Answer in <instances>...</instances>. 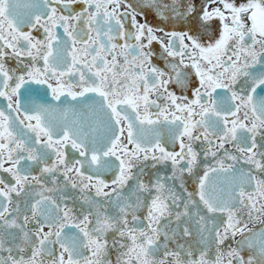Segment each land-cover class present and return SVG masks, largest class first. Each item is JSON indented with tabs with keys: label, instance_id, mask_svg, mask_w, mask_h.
<instances>
[{
	"label": "snow or ice",
	"instance_id": "obj_1",
	"mask_svg": "<svg viewBox=\"0 0 264 264\" xmlns=\"http://www.w3.org/2000/svg\"><path fill=\"white\" fill-rule=\"evenodd\" d=\"M0 98V264H264V0H0Z\"/></svg>",
	"mask_w": 264,
	"mask_h": 264
},
{
	"label": "flooded vegetation",
	"instance_id": "obj_2",
	"mask_svg": "<svg viewBox=\"0 0 264 264\" xmlns=\"http://www.w3.org/2000/svg\"><path fill=\"white\" fill-rule=\"evenodd\" d=\"M130 2H133V0H130ZM198 2H199V0H198ZM138 19H139V17H138ZM148 21H149V23H155V20H154L153 17H151V16L148 17ZM37 35H38V34H37ZM159 47H160L159 44H157V43H154V44H153V48H154L156 51H159ZM157 63H159V61H157ZM9 66H10V67H16V64H15L14 61H10V62H9ZM3 103H5V102L3 101L2 98H0V104H3ZM187 183H188L189 190H191V188H192V183H191V181L189 180ZM261 219H264V218H261ZM259 226H260V222H259V221L255 222V223H251V224H249V227H250V228H258ZM237 238H239V237H237Z\"/></svg>",
	"mask_w": 264,
	"mask_h": 264
}]
</instances>
